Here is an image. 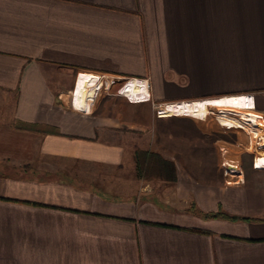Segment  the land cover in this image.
Returning a JSON list of instances; mask_svg holds the SVG:
<instances>
[{
    "label": "crops",
    "instance_id": "0c3cea01",
    "mask_svg": "<svg viewBox=\"0 0 264 264\" xmlns=\"http://www.w3.org/2000/svg\"><path fill=\"white\" fill-rule=\"evenodd\" d=\"M98 74L154 102L60 99ZM192 78L239 89L202 114L254 129L252 111L262 143L264 0H0V264H264V146L226 130L245 146L227 174L198 120L153 113ZM138 149L173 168L143 178Z\"/></svg>",
    "mask_w": 264,
    "mask_h": 264
},
{
    "label": "rangeland",
    "instance_id": "374dc122",
    "mask_svg": "<svg viewBox=\"0 0 264 264\" xmlns=\"http://www.w3.org/2000/svg\"><path fill=\"white\" fill-rule=\"evenodd\" d=\"M172 81L174 83V89L173 90L175 91V89L177 88L178 90H181V92H183L184 94L183 95H181V94H177L176 95L175 94L170 99L169 98L168 99L167 98L166 99H160L161 102H164V101H167V102L174 101L175 102V101H180V100H192V99H201V98H210V97H212V98L215 97L216 98V97H219V96H222V95H225V94L226 95L241 94L240 93L241 91L239 89H235L234 88L233 91H230V90L226 89V84H225L226 79H224V78L172 79ZM231 81H232L233 84H236L237 82L240 81V79H231ZM114 88L115 87L110 88L109 90H104V92H102L99 95L100 97H99L98 100H100L104 95H107L110 92H114ZM74 92H77V90L74 91ZM85 96H86V94H85ZM67 99H68V97H66V99H65L66 102H68ZM150 99H151V96H150ZM151 100L154 102L153 99H151ZM152 101H151V103H152ZM153 113H154L155 116L159 115L155 108H154V112ZM200 114H202V113H200ZM216 114H217L216 110L211 109L210 112L208 113V115H210V118L207 117V119H206V117L192 116L196 120H198V122H199L198 124L195 125V128L197 126L199 128H201L203 130L202 134H203V132H206V131L208 132L209 131L208 134L210 135L211 139H213L212 137H214L222 145V147L220 148L222 150V152L224 153V156L221 157V165L222 166H224V163L226 162L225 160H227V161H229V163L237 164L238 165V166H236V169H237L238 167H240L239 154H240L241 150L245 146L244 145L243 146L242 145H238V144L234 145L235 140H237V138L239 139V136L235 137V135H233L232 137H230L229 135L226 134V130L230 129L231 127H234L235 129H238L236 132H238V134H240L241 131L239 130L240 129L239 125L240 124L246 125V126H248V125L245 124V123H237V124L234 123L233 124L229 120H223L221 118H217ZM161 115H163V114H161ZM213 117H216V118H213ZM249 117L252 119L253 125H254V129H253V126H251V125H250V127L248 126L249 135H250V138L252 140L251 145H252V147H263L264 144L261 143L260 135L258 133V130L256 132L257 125H256V122L254 120L252 111L249 112ZM208 121H209V123H208ZM218 124H220V125L218 126ZM229 124H230V126H229ZM137 133H138V146H139V144L145 145L146 143L139 139L140 136L143 135V134H140L141 132H137ZM243 135H245V134H243ZM224 140H231V142H233V144L231 145L230 144L231 142H230L228 144V146L226 147ZM148 150H150V149H148ZM155 159H158V158H155ZM155 159H154L155 165L152 168H150V166H147V169L145 170V175L146 176L143 175V178H148L149 177V178H153L154 180H158V179H155V178H159V177L158 176L155 177L154 175L159 174V172H161V169H160L161 166L159 167V164H160L159 161L160 160L159 161L158 160L155 161Z\"/></svg>",
    "mask_w": 264,
    "mask_h": 264
},
{
    "label": "bare ground",
    "instance_id": "6f19581e",
    "mask_svg": "<svg viewBox=\"0 0 264 264\" xmlns=\"http://www.w3.org/2000/svg\"><path fill=\"white\" fill-rule=\"evenodd\" d=\"M99 77V79H97ZM96 78V81L94 82L93 91L90 96V98L86 99H79L76 97L75 94H64V97H68L70 95L72 98L71 101H74L75 105L77 107H80L81 109H89L91 105V101L95 99L96 93H100L101 91L104 92L105 88H108L110 86L113 87L112 84H110L109 79L106 77L98 76ZM98 84L99 88H96ZM122 90L124 93L131 99L136 101L141 100H147L150 97V91L148 86V81L144 79L139 78H127L122 83ZM101 92V93H102ZM160 113L163 115H186V116H196V117H209V115L200 114L203 113L206 110V102L203 99H197V100H185V101H176V102H166L159 105ZM216 118V117H213ZM209 120V119H208ZM209 123V121H208ZM215 123V122H214ZM220 124H218L219 126ZM230 126V124H229ZM222 129V128H221ZM227 129V128H226ZM254 144V143H253ZM232 145V144H231ZM232 148V147H231ZM226 149V148H225ZM227 165H233V167L238 166L237 164L229 163V161L225 160Z\"/></svg>",
    "mask_w": 264,
    "mask_h": 264
},
{
    "label": "built area",
    "instance_id": "2783aa9c",
    "mask_svg": "<svg viewBox=\"0 0 264 264\" xmlns=\"http://www.w3.org/2000/svg\"><path fill=\"white\" fill-rule=\"evenodd\" d=\"M81 74H83L82 72H79V74H78V78L80 77V75ZM99 75V74H98ZM100 76V75H99ZM97 79H99V77L97 78ZM78 80V79H77ZM125 79H120V80H117V79H109V82H110V84H112V85H117L116 86V91L119 93V94H121V95H123V96H125V97H127L129 100H133V99H131V98H129L123 91H122V89H121V87H122V83H123V81H124ZM96 81H98V80H96ZM98 83H99V81H98ZM149 86V85H148ZM96 88H99L98 87V84H97V86H96ZM111 87L110 86H108V88H105V90H109ZM74 90H75V88L74 89H72V90H70V91H68L67 93H65V94H70L71 92H74ZM102 92V91H101ZM101 92L100 93H96V95H95V99L93 100V101H91V105H90V107H89V109H86V110H83V109H79L80 107H77V105H75V103H74V101H71L70 99L72 98L70 95H68V102L71 104V106L74 108V109H78V110H83V111H86V112H88V113H90L91 111H93L94 110V108L96 107V105H97V103H98V99H99V95L101 94ZM59 97H60V99L61 100H63V101H65V97H64V94H60L59 95ZM65 98V99H64ZM149 99H150V97H149ZM66 102V101H65ZM159 105L160 104H154V107H155V109L157 110V113L159 114V115H161L160 114V111H159ZM263 138V137H262ZM263 139H262V143H263ZM264 144V143H263ZM224 168H225V172L227 173V174H234V173H237L238 171H239V167L236 169V167L234 166L233 167V165H232V167H231V165H227L226 163H224Z\"/></svg>",
    "mask_w": 264,
    "mask_h": 264
},
{
    "label": "trees",
    "instance_id": "16d2710c",
    "mask_svg": "<svg viewBox=\"0 0 264 264\" xmlns=\"http://www.w3.org/2000/svg\"><path fill=\"white\" fill-rule=\"evenodd\" d=\"M158 158V159H155ZM154 159L155 161H159L160 160V156L158 153L156 152H152L150 150H142V149H138L136 151V165H137V169H138V173L141 176H146L145 175V170L147 169V166H150V168H152L155 163H154ZM153 160V161H152ZM160 162V161H159ZM166 167V168H173V163L167 160H162V162H160L159 167ZM220 213H209V215L211 216H217ZM233 218H237V217H233Z\"/></svg>",
    "mask_w": 264,
    "mask_h": 264
}]
</instances>
